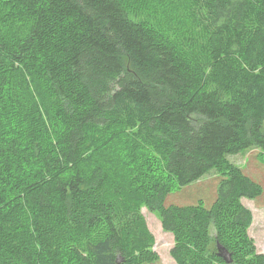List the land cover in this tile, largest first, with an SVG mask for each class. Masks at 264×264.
Returning <instances> with one entry per match:
<instances>
[{
	"label": "trees",
	"instance_id": "trees-1",
	"mask_svg": "<svg viewBox=\"0 0 264 264\" xmlns=\"http://www.w3.org/2000/svg\"><path fill=\"white\" fill-rule=\"evenodd\" d=\"M189 2L208 73L122 0H0V118L36 77L55 140L27 153L0 126V264H158L142 207L175 237L176 264H264L242 203L264 189L230 160L264 156V0ZM124 138L158 153L146 185L104 159ZM214 170L211 205L169 199Z\"/></svg>",
	"mask_w": 264,
	"mask_h": 264
},
{
	"label": "rangeland",
	"instance_id": "rangeland-1",
	"mask_svg": "<svg viewBox=\"0 0 264 264\" xmlns=\"http://www.w3.org/2000/svg\"><path fill=\"white\" fill-rule=\"evenodd\" d=\"M130 14L136 19H143L152 23L158 31L172 41L197 67L204 72H209L211 59L206 44L207 33L193 28L190 19L189 0H122ZM5 25V24H4ZM28 90L32 101H25L24 108L17 109V103L9 97L7 103L1 109L0 126L7 137L17 140L26 146V152L30 153L29 146L50 147L55 145L51 137L54 122V107L50 96L46 93L44 86L36 77L29 79ZM34 104L32 114L30 107ZM31 111V110H30ZM3 113L7 117L2 116ZM36 117V120L34 119ZM38 120V121H37ZM41 125V128L39 127ZM42 130V132H41ZM50 131V137H46V131ZM136 139L124 138L118 144H114L110 151L104 156L106 161L117 163L118 170L124 171L127 180L126 186L133 185L136 181L143 180L144 185L153 181L158 173H149L151 167L155 170L160 166L158 153L152 151H138L133 145ZM37 143V144H35ZM258 150H249L237 156H231L230 160L241 167L254 181L264 189V156ZM31 155V154H29ZM260 155V156H259ZM263 157V158H262ZM144 165L143 173L139 172L137 166ZM131 166V167H130ZM221 174L214 170L206 175L199 183L173 193L169 199L177 204H194L202 200L205 206L211 205L217 195ZM136 186H132L131 193L134 194ZM188 191V192H187ZM193 195L190 197L188 193ZM137 196V195H135ZM243 205L253 213V223L248 231L259 254H264V193L256 200L242 201ZM142 214L148 230L155 239L153 250L158 256V264H176L171 256V250L175 246V237L163 230L160 218L150 213L146 207H142Z\"/></svg>",
	"mask_w": 264,
	"mask_h": 264
},
{
	"label": "water",
	"instance_id": "water-1",
	"mask_svg": "<svg viewBox=\"0 0 264 264\" xmlns=\"http://www.w3.org/2000/svg\"><path fill=\"white\" fill-rule=\"evenodd\" d=\"M219 255L223 257L228 263L231 262L230 256L228 255L227 251L224 250L222 247L219 246Z\"/></svg>",
	"mask_w": 264,
	"mask_h": 264
}]
</instances>
